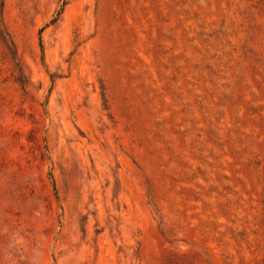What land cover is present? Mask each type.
Wrapping results in <instances>:
<instances>
[{
	"label": "rangeland",
	"instance_id": "374dc122",
	"mask_svg": "<svg viewBox=\"0 0 264 264\" xmlns=\"http://www.w3.org/2000/svg\"><path fill=\"white\" fill-rule=\"evenodd\" d=\"M62 2L0 0V264H264V0Z\"/></svg>",
	"mask_w": 264,
	"mask_h": 264
},
{
	"label": "trees",
	"instance_id": "16d2710c",
	"mask_svg": "<svg viewBox=\"0 0 264 264\" xmlns=\"http://www.w3.org/2000/svg\"><path fill=\"white\" fill-rule=\"evenodd\" d=\"M62 1H63V2H62V3H63L62 5H64L65 2H64V0H62ZM61 10H62V7L57 11L56 16L53 17V18L50 20L49 23H54V22L57 20V15L60 13ZM0 38H1L2 42H3V44L5 45L6 49L8 50V53H9L11 59H12V60H15V59H16V52L13 51V49H12V46H13V45H12L11 41H10L9 39H7V37L5 36V33H4L3 31H1V30H0ZM17 81H18L21 85H24V81H23V79H22V76H19V77L17 78Z\"/></svg>",
	"mask_w": 264,
	"mask_h": 264
}]
</instances>
